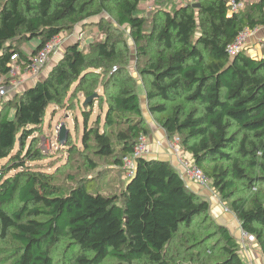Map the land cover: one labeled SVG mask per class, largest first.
Returning a JSON list of instances; mask_svg holds the SVG:
<instances>
[{"label": "trees", "instance_id": "16d2710c", "mask_svg": "<svg viewBox=\"0 0 264 264\" xmlns=\"http://www.w3.org/2000/svg\"><path fill=\"white\" fill-rule=\"evenodd\" d=\"M143 1L0 0V78L9 73L12 56L26 59L19 45L39 40L34 56L55 36H70L74 26L106 11L130 30L140 54L154 53L139 61L137 79L128 71V48L121 53L115 36L94 43L89 54L71 42L48 78L6 102L0 114V164L6 161L0 166V244L12 247L10 264H57L61 244L71 253L66 264H246L241 244L212 216L210 201L192 192L168 161L140 159L136 174L112 196L91 193L94 178L65 188L54 174L28 166L44 157L27 146L48 108L74 83L86 99L97 94L101 75L92 70L98 68L107 76L104 125L119 128L92 131L83 111V143L93 138L95 156L110 159L124 175L123 159L150 134L143 87L149 114L168 139L180 138L264 256V58L227 53L246 27H264V1L229 16L226 0H199L198 8L159 0L166 8L156 5L151 23L140 14ZM103 97L96 102L103 104ZM85 160L97 169V162Z\"/></svg>", "mask_w": 264, "mask_h": 264}, {"label": "rangeland", "instance_id": "374dc122", "mask_svg": "<svg viewBox=\"0 0 264 264\" xmlns=\"http://www.w3.org/2000/svg\"><path fill=\"white\" fill-rule=\"evenodd\" d=\"M158 2L159 0H144L140 6V14L142 16H145V18L148 19L149 23L152 22V19L155 16L157 10H159L157 6L159 8H166V6H161V4H159ZM180 3L183 4V1L176 0V4ZM193 3L199 4V0H194ZM169 8L170 7H168V9ZM70 33V37H72V40H70L74 43L80 44V49L87 54H89V52L93 49L94 43L104 40L107 35L111 34L112 36H115V38H117L119 41V50L121 53L124 49L126 53V48H128L127 54H125V59L129 62L128 71L133 78L139 79L137 71V65L139 61L141 62V64H143L144 62H146L147 58L151 57L152 54H154L152 49L148 51L147 57L140 54L139 46H137V44H135L132 40L130 30L126 29L125 27H121L117 23L116 14L110 13L108 11L102 13L99 16L89 18L77 24L72 28V31ZM198 33L199 32H197V34ZM68 42L63 44V46L51 56L50 61L42 69L38 76L35 77V80H28L27 84L34 85L38 81L45 80L49 77L50 72L53 70V68L65 57V53L69 47V44H67ZM39 45L40 41L35 39L33 41L19 45V50L25 56H31L33 53L31 54L30 52H34V50L38 48ZM246 50V52L254 58H264V28L263 30H261L260 34L250 42ZM95 57L96 54L95 52H93L90 55V60L94 59ZM95 70H92V72H96L97 74L101 75V77L99 78L100 87H98L96 93L99 94V96L103 95V100H106L103 102V104H100L95 100L92 104L85 106L86 97L82 92H79L76 89L77 83H74L68 95L63 97L60 104H52L48 108L42 127L29 138V147L27 146V148L33 147L41 150V152H43L44 154V157L41 158L40 161L29 162L28 166L36 172L54 174V178L56 179L55 182L60 183L65 188L75 186L78 180L88 179V177L94 178V181H96L92 184L93 186L91 187L90 192L94 194V191L98 190L106 196H112L115 194H119L123 187L130 181V179L124 175L121 176L120 172L114 171L113 168H111L108 164L110 159L95 156L93 151L95 142L93 138H91V140L88 142V145H86L82 141L85 133V130L83 128V111L87 112L89 115L87 124L88 127L92 129V131L99 130L100 132L113 133L119 128L114 127L112 129H107L104 125V116L108 111L109 103L107 100L108 95L104 92L101 85L102 81L107 79V76H105L104 69L98 68ZM21 78L24 79V76ZM93 78H97V76ZM27 84L21 85L18 91L11 92V94L6 99H0V114L3 113L6 102L8 100H13L15 98V95L23 93V91L27 87H29ZM142 88L143 87H141L140 92L144 94ZM93 104V107H89ZM144 114L146 124L150 129L149 135H151L153 133L152 131L154 126H157L159 128H161V126L157 121H155L153 116L149 114L148 104L147 111H145ZM10 115V118H13L14 112L11 111ZM99 119L101 120L100 125L97 124V121ZM62 124H66L70 130V138L64 146H61L58 140V133ZM168 140L170 141L171 139ZM150 145L151 147L153 146L152 143ZM17 150L18 144L16 145L13 152H16ZM85 158H89L97 162V169L93 170L86 164L83 165V163L87 161L85 160ZM5 162L6 161L2 162L0 166L5 164ZM251 174L252 176H256L258 172ZM69 176L74 177L75 180H69ZM240 186L243 185L241 184ZM240 188L242 189V187ZM208 189H210L215 196H218V194L211 188ZM244 190L245 189H243V192H246ZM246 195L248 197V194H241V196ZM218 198L220 199L219 196ZM66 251L67 248H65V245L63 247V245L61 244L60 247H57L56 251L54 252V258L57 264L67 263L69 255L71 256V253L69 252V254H67ZM13 254L14 251L11 246L0 244V264H10V259Z\"/></svg>", "mask_w": 264, "mask_h": 264}, {"label": "built area", "instance_id": "2783aa9c", "mask_svg": "<svg viewBox=\"0 0 264 264\" xmlns=\"http://www.w3.org/2000/svg\"><path fill=\"white\" fill-rule=\"evenodd\" d=\"M182 1L184 5L194 4V0ZM263 1L264 0H226L228 14L229 16L238 14L244 10L246 6L258 4ZM263 28L264 27L261 26H256L254 28L246 27L235 41L228 46L227 53L229 56L234 58L240 53L247 51L246 49L250 42L260 34ZM71 38L70 36L57 35L38 50L34 56H26V59L22 58L20 55L12 56V63L9 65V73L0 78V99H6L11 92L18 91L20 86L25 84L28 80L34 81L35 77L38 76L42 69L48 64L51 56ZM23 76L24 79L21 78ZM169 142L170 149L178 158V171L182 172L181 175L183 178L196 182L207 189L210 188V178L197 166L192 155L182 150L180 138L175 137ZM151 157L152 150L149 139L147 136H142L134 152L123 159L122 171L124 176L131 179L136 174L138 161L142 158L148 159ZM226 210L229 211L228 209ZM240 242L243 250L246 244L257 243L255 235L243 229L241 230Z\"/></svg>", "mask_w": 264, "mask_h": 264}, {"label": "crops", "instance_id": "0c3cea01", "mask_svg": "<svg viewBox=\"0 0 264 264\" xmlns=\"http://www.w3.org/2000/svg\"><path fill=\"white\" fill-rule=\"evenodd\" d=\"M71 40H69L67 44L73 42ZM30 53L32 54L33 51H31ZM27 83L28 82H26L24 85H26ZM27 85L30 86L32 84H27ZM141 102H142L144 111H147L146 96L143 93H141ZM152 132L153 133L148 136L150 144L152 143L153 145L151 147V150H152L151 158L168 161L172 164V166L176 170H179L178 158L176 157L175 154H173L172 150L170 149V142L168 140L167 134L164 131V129L162 127L159 128L157 126H154ZM186 183L192 192H194L195 194H198L199 196L205 197L206 199L210 201L211 213L214 219L219 224L226 226L231 231V233L234 235V237L237 239V241L241 244L240 241H241L242 227L237 217L230 211L226 210L228 208L220 201L217 195L215 196L213 192H211L210 189H207L201 186L200 184L193 182L189 179L186 180ZM241 255L246 264H264V256L258 246V243L246 244V247L244 248V250L242 249V244H241Z\"/></svg>", "mask_w": 264, "mask_h": 264}, {"label": "water", "instance_id": "95a60500", "mask_svg": "<svg viewBox=\"0 0 264 264\" xmlns=\"http://www.w3.org/2000/svg\"><path fill=\"white\" fill-rule=\"evenodd\" d=\"M194 7L198 8L200 7V4H194ZM99 98V94H95L89 98L86 99L85 102V106H88L89 104H92L95 100H97ZM69 135H70V130L67 127L66 124H62V126L59 129V133H58V140L61 146H64L68 139H69Z\"/></svg>", "mask_w": 264, "mask_h": 264}]
</instances>
